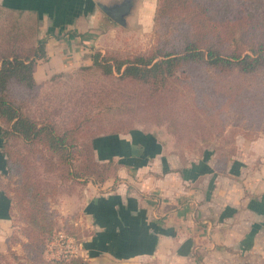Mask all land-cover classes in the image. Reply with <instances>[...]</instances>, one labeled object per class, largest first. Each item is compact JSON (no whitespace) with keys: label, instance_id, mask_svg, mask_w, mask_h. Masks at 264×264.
I'll list each match as a JSON object with an SVG mask.
<instances>
[{"label":"crops","instance_id":"1","mask_svg":"<svg viewBox=\"0 0 264 264\" xmlns=\"http://www.w3.org/2000/svg\"><path fill=\"white\" fill-rule=\"evenodd\" d=\"M113 1L123 0H0V5L36 14L46 50L34 68L41 83L90 65V55L104 52L116 34L113 25L127 31L134 21L149 20L152 0H134L128 28L107 15L100 18L99 4ZM166 142L139 130L96 140V159L117 163L118 180L88 185L80 221L89 234L79 255L88 264H264V133L245 142L224 168L213 152L185 160ZM2 143L0 137V175H7ZM3 199L4 228L11 221V201L0 191Z\"/></svg>","mask_w":264,"mask_h":264},{"label":"trees","instance_id":"2","mask_svg":"<svg viewBox=\"0 0 264 264\" xmlns=\"http://www.w3.org/2000/svg\"><path fill=\"white\" fill-rule=\"evenodd\" d=\"M0 13L6 15L0 16V137L7 169V175L1 176L16 178L15 188L9 189L0 176V191L11 201L9 213L18 209L32 228L23 245L31 250L34 264H88L81 256L44 259L42 253L56 225L57 213L50 202L58 194L69 195L66 190L70 182L83 189L89 182L102 185L110 179L118 180L119 165L99 162L95 142L136 128L128 131L100 119L99 114L107 108L101 103L107 96L101 99L100 112L95 115L90 106L91 92L87 93L89 108L72 111L70 122L63 126L54 114L33 110V95L42 84L36 81L34 68L46 57L45 46L38 39L37 16L32 11L7 10L1 5ZM20 16H33L29 36ZM154 20L163 37H159L151 54L121 57L97 50L90 55V65L75 68L74 72L97 71L105 79L118 74L119 79L157 90L190 67L215 75L253 76L264 70V0H159ZM70 73L55 74L52 81L71 77ZM98 95L105 96V90ZM169 129L177 135L175 128ZM215 129L218 122L210 119L204 133L212 136ZM176 139L182 140L179 134ZM214 153L217 166L224 168L235 152L220 147Z\"/></svg>","mask_w":264,"mask_h":264},{"label":"rangeland","instance_id":"3","mask_svg":"<svg viewBox=\"0 0 264 264\" xmlns=\"http://www.w3.org/2000/svg\"><path fill=\"white\" fill-rule=\"evenodd\" d=\"M158 5L159 0H152L149 20L134 21L132 30L113 25L117 32L106 41V53L121 57L151 54L159 37H163L160 27L156 26L155 14L153 17ZM99 12L100 18L104 19L105 13L100 9ZM0 16L6 18L4 13ZM18 19L23 21L25 34L29 36L33 16ZM74 71L76 69L70 71L71 77L52 81L51 76L43 81L44 84L41 82L36 96L33 95V110L40 109L45 115L54 114V119L63 126L70 122L72 111L78 107L89 108L87 93L93 95L90 106L95 115L100 112L101 99L107 96L106 104L101 103L107 108L105 113L99 114L100 119L104 118L108 124L121 125L128 131L136 128L135 131L159 134L170 149L185 160L202 158L220 147L234 150L232 157L229 155L234 158L245 142L256 140L264 133V70L253 76L215 75L200 67H190L157 90L139 82L119 79L118 74L105 79L97 71ZM102 89L105 96L100 97L98 94ZM210 119L218 122V129L212 136L204 133ZM170 127L175 128V133L178 131L181 141L176 139L177 135H172ZM2 179L4 186L15 188L16 178ZM68 186L66 192L69 195L58 194L50 202L57 214L55 230L42 253L46 261L80 256V244L89 234L80 221L87 187L82 189L81 185L71 182ZM0 202V205L8 203L4 199ZM10 217L7 226H0V264H34L31 250L24 249L23 245L27 243L26 234L32 228L18 209L14 208Z\"/></svg>","mask_w":264,"mask_h":264},{"label":"water","instance_id":"4","mask_svg":"<svg viewBox=\"0 0 264 264\" xmlns=\"http://www.w3.org/2000/svg\"><path fill=\"white\" fill-rule=\"evenodd\" d=\"M99 7L113 22L128 28L127 18L134 7V0H123L115 5L99 4Z\"/></svg>","mask_w":264,"mask_h":264},{"label":"flooded vegetation","instance_id":"5","mask_svg":"<svg viewBox=\"0 0 264 264\" xmlns=\"http://www.w3.org/2000/svg\"><path fill=\"white\" fill-rule=\"evenodd\" d=\"M115 4H116V2L113 1V5H115ZM105 18H106V17H105ZM107 18L110 19L108 16H107ZM107 18H106V19H107ZM108 19H107V20H108ZM109 21H112V19H110Z\"/></svg>","mask_w":264,"mask_h":264}]
</instances>
